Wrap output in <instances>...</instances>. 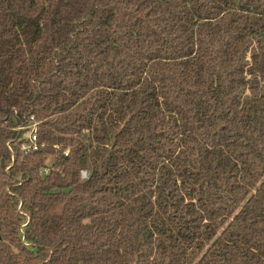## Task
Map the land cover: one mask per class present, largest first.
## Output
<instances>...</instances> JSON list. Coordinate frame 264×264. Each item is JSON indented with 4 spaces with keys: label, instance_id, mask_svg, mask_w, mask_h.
Wrapping results in <instances>:
<instances>
[{
    "label": "trees",
    "instance_id": "trees-1",
    "mask_svg": "<svg viewBox=\"0 0 264 264\" xmlns=\"http://www.w3.org/2000/svg\"><path fill=\"white\" fill-rule=\"evenodd\" d=\"M0 264H264V0H0Z\"/></svg>",
    "mask_w": 264,
    "mask_h": 264
},
{
    "label": "built area",
    "instance_id": "built-area-1",
    "mask_svg": "<svg viewBox=\"0 0 264 264\" xmlns=\"http://www.w3.org/2000/svg\"><path fill=\"white\" fill-rule=\"evenodd\" d=\"M31 120H33V118H31ZM27 127L29 130H31L29 137H28V141H29L28 147H30L32 150H36L38 147V145H37L38 124H37V122H32L26 127H19V128L25 129Z\"/></svg>",
    "mask_w": 264,
    "mask_h": 264
},
{
    "label": "rangeland",
    "instance_id": "rangeland-1",
    "mask_svg": "<svg viewBox=\"0 0 264 264\" xmlns=\"http://www.w3.org/2000/svg\"><path fill=\"white\" fill-rule=\"evenodd\" d=\"M20 129H23V128H20ZM25 130H26V132L24 133V136L28 139L31 130H29L28 127L25 128ZM51 162H52V157L47 156L46 163L51 164ZM84 176H85V171L82 172V177H84Z\"/></svg>",
    "mask_w": 264,
    "mask_h": 264
}]
</instances>
